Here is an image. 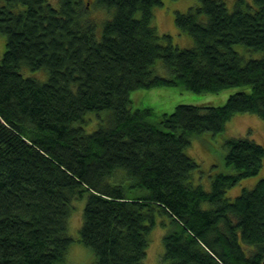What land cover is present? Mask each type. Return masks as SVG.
I'll use <instances>...</instances> for the list:
<instances>
[{"label": "trees", "instance_id": "1", "mask_svg": "<svg viewBox=\"0 0 264 264\" xmlns=\"http://www.w3.org/2000/svg\"><path fill=\"white\" fill-rule=\"evenodd\" d=\"M2 1L0 264H63L82 199L77 241L92 264H144L157 225L167 231L166 264H263L264 178L225 197L262 168L263 146L226 139L233 173H217L209 191L193 185L199 166L186 149L237 113L264 121V0H235L231 11L198 0L177 11L189 48L153 25L161 0H96L114 10L100 37L83 0ZM23 68L48 78L24 77ZM170 87L239 91L223 106L181 104L159 116L132 108L131 92Z\"/></svg>", "mask_w": 264, "mask_h": 264}, {"label": "rangeland", "instance_id": "2", "mask_svg": "<svg viewBox=\"0 0 264 264\" xmlns=\"http://www.w3.org/2000/svg\"><path fill=\"white\" fill-rule=\"evenodd\" d=\"M162 5L156 7L153 12V25L158 29L160 34L170 35L172 42L178 48H189L193 40L189 36L180 31L175 25V13L181 12L186 13L190 7L198 4V0H161ZM229 11L234 9L235 0H223ZM89 11L88 16L96 21L98 36H101V29L103 23L109 20L113 14L114 10L110 13L101 9L97 4L96 0H83ZM251 4V0H246ZM4 2L0 0V4ZM21 8V6L19 7ZM5 36L0 33V59L1 55L5 50ZM236 50L244 54L246 52L244 47L235 46ZM247 59L260 57L261 54L257 52H249ZM250 56V57H249ZM21 73L24 77H35L38 80L46 81L47 73L44 70L41 71H30L27 68H23ZM161 76H167V71L163 67L160 70ZM239 88L223 89L224 91L220 93H202L197 94L194 92H189L183 88H159V89H138L130 94L131 105L133 109L136 108H148L152 109L156 115H161V113L171 114L177 105L181 104H197L200 106H223L226 99L234 92L239 91ZM95 121V120H93ZM92 122V121H91ZM90 125V124H89ZM94 128V127H93ZM94 129L85 128V131L91 132ZM236 139V138H249L260 144L264 148V121L260 119L258 115L251 113H237L231 119H229L225 125V129L222 132L216 133L215 135L211 133H204L201 136H194L190 141V146L186 149V154L193 158L197 163L199 168H197L193 173V185H199L205 191L210 190V183L212 177L217 173H233V170L226 168L224 165L225 157V147L223 142L226 139ZM263 166L260 168L256 175L250 176L249 178L242 179L238 181L233 187L229 188L225 197L234 200L243 190L252 189L260 179L264 178V156L262 160ZM74 204L77 208L76 211L72 213L69 219L68 225V235L73 236L75 240L70 244L66 259L63 264H92L93 256L90 251L84 246L80 245L77 241L78 231L80 229L82 210L84 207V199L76 201ZM166 230L157 225L151 234L149 235L148 247L146 249V258L144 259V264H166L162 260L163 256V242L162 238L166 234Z\"/></svg>", "mask_w": 264, "mask_h": 264}, {"label": "water", "instance_id": "3", "mask_svg": "<svg viewBox=\"0 0 264 264\" xmlns=\"http://www.w3.org/2000/svg\"><path fill=\"white\" fill-rule=\"evenodd\" d=\"M263 264H264V262H263Z\"/></svg>", "mask_w": 264, "mask_h": 264}]
</instances>
